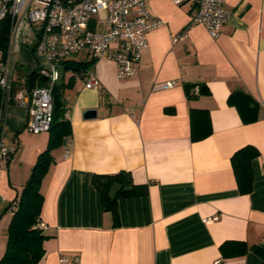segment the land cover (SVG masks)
Wrapping results in <instances>:
<instances>
[{
    "label": "crops",
    "instance_id": "obj_1",
    "mask_svg": "<svg viewBox=\"0 0 264 264\" xmlns=\"http://www.w3.org/2000/svg\"><path fill=\"white\" fill-rule=\"evenodd\" d=\"M148 7L165 26L148 35L140 76L121 80L113 61L100 60L88 69L99 89H86L84 78L80 88L74 77L64 92L71 136L52 149L41 184L49 238L39 264H61L63 255L80 264H263L253 251L224 258L221 246L264 249V0H227L229 20L217 39L202 25L189 28L191 2L151 0ZM32 55L28 48L19 54L17 90L37 70V63L22 69ZM168 81L177 87L156 89ZM196 85L206 93L191 100L187 88ZM236 91L259 105L255 123L244 124L229 104ZM90 110L97 116L86 119ZM191 110L208 113L206 139L192 140ZM29 118L17 102L0 108L1 141L12 151L0 162V260L18 199L50 144L49 132H30ZM246 146L260 156L252 162L253 190L241 194L231 159ZM120 172L148 194L118 199L114 226L93 180Z\"/></svg>",
    "mask_w": 264,
    "mask_h": 264
},
{
    "label": "built area",
    "instance_id": "obj_2",
    "mask_svg": "<svg viewBox=\"0 0 264 264\" xmlns=\"http://www.w3.org/2000/svg\"><path fill=\"white\" fill-rule=\"evenodd\" d=\"M151 0H0V23L9 30L7 48L0 49V89L2 106L17 102L29 109V130L47 133L54 121V89L69 65L100 60L113 61L119 79L138 78L142 53L148 35L165 26L150 12ZM177 5L192 3L189 28L202 25L213 39L229 20L227 0H171ZM186 31L173 37L178 44ZM28 48L37 59V72L45 86L29 88L27 80L16 88L19 54ZM84 55L78 61L76 56ZM75 73V72H74ZM84 78L85 87L97 90L101 81L93 71L75 73ZM177 81L156 85L158 90L177 87ZM199 94V88L195 90ZM71 151L67 150L65 158ZM12 151L1 141L0 162L10 159ZM38 227L46 228L41 220ZM61 264H80V257L63 255Z\"/></svg>",
    "mask_w": 264,
    "mask_h": 264
},
{
    "label": "trees",
    "instance_id": "obj_3",
    "mask_svg": "<svg viewBox=\"0 0 264 264\" xmlns=\"http://www.w3.org/2000/svg\"><path fill=\"white\" fill-rule=\"evenodd\" d=\"M9 30L6 23H0V49L5 50L8 44ZM92 62H79L69 65L67 69L75 73L87 71ZM27 86H45L37 70L32 71L26 78ZM62 80V79H61ZM61 82V81H60ZM59 82V83H60ZM57 84L54 89V121L51 130L49 148L41 154L33 169L32 175L21 193L17 202V210L8 229V242L0 264H39L45 256L44 243L49 238L44 234V229L38 227L44 197L41 194V184L52 163L51 151L58 148L63 140L71 136V123L66 119V105L64 92L69 84ZM72 84V83H71ZM199 88V94L195 90ZM205 88L196 85L187 88L189 99L194 100L205 94ZM229 104L236 107L244 124H253L258 120L259 105L246 92L236 91L229 97ZM2 92L0 89V108H2ZM191 138L194 142L206 139L211 135V124L208 113L202 110H191ZM260 156V152L253 146H246L237 151L232 159V166L241 194H250L253 190L252 162ZM99 193L101 209L112 214L114 226H118L117 200L132 198L148 194L146 185H135L132 176L127 172L115 175H96L93 180ZM114 184L122 186L115 201L110 198V190ZM253 251L263 261L264 249L258 246L249 248L243 242H226L221 246L224 258H236Z\"/></svg>",
    "mask_w": 264,
    "mask_h": 264
},
{
    "label": "rangeland",
    "instance_id": "obj_4",
    "mask_svg": "<svg viewBox=\"0 0 264 264\" xmlns=\"http://www.w3.org/2000/svg\"><path fill=\"white\" fill-rule=\"evenodd\" d=\"M84 57H85L84 55H79V56H76V59H78V61H81V60L84 59ZM24 59H25V57H24ZM26 60H27V62L25 63L26 64V67L23 66V68H22L24 71H27L28 67L30 68V65L31 64H33V66H34L35 63H37V60H36V58L33 55L32 56H29V57H26ZM28 62H29V64H28ZM64 75L66 77L65 78L66 79V84H69L71 82V80L74 78L75 73H74V71H67V72H64ZM75 81L78 83V86L80 88L84 85V82H83L84 80L81 79V78H78ZM59 84H63V83L61 82ZM67 89H69V87Z\"/></svg>",
    "mask_w": 264,
    "mask_h": 264
},
{
    "label": "water",
    "instance_id": "obj_5",
    "mask_svg": "<svg viewBox=\"0 0 264 264\" xmlns=\"http://www.w3.org/2000/svg\"><path fill=\"white\" fill-rule=\"evenodd\" d=\"M97 116V112L94 110L87 111L84 114L86 119L95 118ZM122 190V186L119 184H114V186L110 190V198L112 201H115L117 198L118 193Z\"/></svg>",
    "mask_w": 264,
    "mask_h": 264
}]
</instances>
